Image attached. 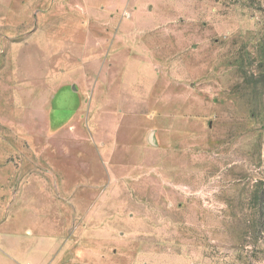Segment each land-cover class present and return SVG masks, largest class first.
Returning a JSON list of instances; mask_svg holds the SVG:
<instances>
[{
	"label": "rangeland",
	"instance_id": "rangeland-1",
	"mask_svg": "<svg viewBox=\"0 0 264 264\" xmlns=\"http://www.w3.org/2000/svg\"><path fill=\"white\" fill-rule=\"evenodd\" d=\"M51 2L0 0V264H264V0H163L88 61Z\"/></svg>",
	"mask_w": 264,
	"mask_h": 264
},
{
	"label": "crops",
	"instance_id": "crops-1",
	"mask_svg": "<svg viewBox=\"0 0 264 264\" xmlns=\"http://www.w3.org/2000/svg\"><path fill=\"white\" fill-rule=\"evenodd\" d=\"M55 13H74L80 15L78 28L82 34L79 42H68L80 46L81 54L90 57L88 60H98V48L108 38L119 37L116 31L124 26L132 27L131 34L146 28H157L161 21L152 15L155 5H160L163 0H51ZM152 9V10H150ZM160 11V8H158ZM51 12V9L49 10ZM158 11V12H159ZM151 15L148 16L147 13ZM129 14L122 22L120 14ZM152 17V18H151ZM151 18V19H150ZM147 19V20H146ZM127 27V29H128ZM121 31V30H120ZM141 35V34H140ZM101 56V55H100Z\"/></svg>",
	"mask_w": 264,
	"mask_h": 264
}]
</instances>
